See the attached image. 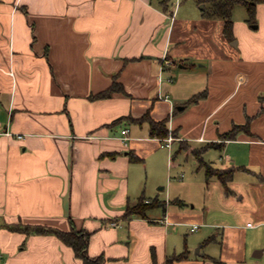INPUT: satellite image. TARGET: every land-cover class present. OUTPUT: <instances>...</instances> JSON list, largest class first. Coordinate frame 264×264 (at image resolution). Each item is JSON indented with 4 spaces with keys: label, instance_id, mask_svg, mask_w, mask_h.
<instances>
[{
    "label": "crops",
    "instance_id": "obj_1",
    "mask_svg": "<svg viewBox=\"0 0 264 264\" xmlns=\"http://www.w3.org/2000/svg\"><path fill=\"white\" fill-rule=\"evenodd\" d=\"M204 5L179 4L172 19L174 0H0V264H83L56 234L13 225L87 229L104 264H153L152 250L159 264L186 250L174 264H264V2L256 22L246 8L234 18L232 41ZM114 82L125 91L91 97ZM146 113L177 134L152 135ZM248 115L252 133L203 154L244 167L231 194L194 154L204 175L180 172L175 142L193 153ZM146 168L168 181L150 196ZM142 194L166 201L163 214L124 217Z\"/></svg>",
    "mask_w": 264,
    "mask_h": 264
},
{
    "label": "trees",
    "instance_id": "obj_2",
    "mask_svg": "<svg viewBox=\"0 0 264 264\" xmlns=\"http://www.w3.org/2000/svg\"><path fill=\"white\" fill-rule=\"evenodd\" d=\"M200 3H204L202 8V15L205 18H218L223 20L224 27L223 33L226 39L232 41L235 39L234 33V10L237 6L242 5L246 8L248 17L247 21L254 23L257 21V5L258 3L264 2V0H198ZM172 0H162L165 8L168 9L171 5ZM115 91H125L122 84L114 82L108 89L103 90L97 94L91 95L93 98L107 97L111 96ZM207 95L206 91H202L194 94L189 100L188 103L198 102L201 98ZM254 116L248 115L247 121L245 123H233L230 130L220 133V141H209L200 147H196L192 150L193 154L198 159L200 166L205 168L206 178L209 181L212 177H217L223 184L226 194H231L233 192L230 183L234 178V175L237 170L243 169V166H231V167H215L210 162L206 161L203 157L204 152L210 147L222 148L227 139H234L238 136L240 132L252 133L251 132V121ZM147 119L151 125V134L158 137H166L170 133L177 134L175 130H170L168 127V118L161 120H155L152 118L149 113H146L143 118ZM188 145V144H187ZM184 145L180 149H186L190 145ZM131 159L138 161L142 157L132 153ZM182 203L181 199L174 200ZM166 201L158 200L157 198L148 199L144 194H142L135 203L128 202L126 205L125 211L123 213L124 217H132L134 215H140L142 217H148L147 212L156 206H162L166 208ZM13 229H20L27 233L36 232V233H54L60 237L66 244L73 247L76 257L80 258L83 264H104L105 257L103 255L91 256L89 254V244L91 232L87 229H77L72 227L70 230L65 231L58 228L45 225H13ZM215 237H209L206 239V242H210ZM188 250L180 253L168 256L164 263L162 264H174L176 260H181L187 257ZM153 264H159L156 256V252L152 250ZM212 263L205 264H225L222 260L218 258H211Z\"/></svg>",
    "mask_w": 264,
    "mask_h": 264
},
{
    "label": "rangeland",
    "instance_id": "obj_3",
    "mask_svg": "<svg viewBox=\"0 0 264 264\" xmlns=\"http://www.w3.org/2000/svg\"><path fill=\"white\" fill-rule=\"evenodd\" d=\"M189 3H190V0H181L180 5H188ZM195 4H197V3H195ZM245 15H246L245 7L242 6V5L237 6L236 9H235V11H234V18H238V19L240 17L243 18V17H246ZM179 148H180V144L178 142H175L174 145H173L172 150L174 151L173 153H174V156H175L174 158H175L176 163H180L181 164V170H180V172L181 173H184L185 174V177L188 174L191 175L193 173V171L196 172V173H200L203 176L204 175V168H200L199 170H197V166H194L195 164L193 163L194 162L193 153H189L188 154L185 150H181L180 151ZM165 150L167 152V151H169V148L168 149L165 148ZM211 150H214V151L219 152L218 149H211ZM146 173L148 174V177H149V180H150L149 183H151V184H149V188L147 189V192H146L147 195H149V196L150 195H154V193H157L158 192V190H159V188L161 186H166L167 185L166 182H168V181H167L166 178H165L166 179L165 180L166 182H164V183L157 182L158 179H159V177L158 178H153V176L150 177V172H149L148 168H146ZM167 173L168 172L166 171V175H168ZM177 179H178V176H177V178H174V180H177ZM169 191H171L172 197H174L173 194L178 192V188L176 186H173L172 188L171 187L169 188ZM187 191L188 190L184 189V195H187ZM164 193H166V191H164ZM200 195L196 196L197 197V200H199V201H197L196 208H198V207L201 206L200 205V199H201L200 198ZM186 197H190V196L187 195ZM186 199H187L185 201L186 204H184L182 207L191 208L193 201L191 202V200H189V198H186ZM201 200H203V199H201ZM152 210L156 211L157 213H159L161 215L163 214V209L162 208H154V209H151V211ZM192 233H194V232H192ZM195 251H196V248H195ZM210 261H211L210 263L213 262L212 259H210Z\"/></svg>",
    "mask_w": 264,
    "mask_h": 264
},
{
    "label": "built area",
    "instance_id": "obj_4",
    "mask_svg": "<svg viewBox=\"0 0 264 264\" xmlns=\"http://www.w3.org/2000/svg\"><path fill=\"white\" fill-rule=\"evenodd\" d=\"M180 2H181V0H174V7H173L172 15H171L172 19L175 17V12H176L175 9L179 6ZM127 132H128V129L123 130V133H127ZM18 136L20 138L23 137V135H21V134H19ZM173 139H174L173 136H169L165 141H163L162 146H166L168 148H171ZM125 142L127 144V141H125ZM113 224L115 225V222H113ZM252 224H253L252 222H248V225H252ZM197 228H198V224H195L191 229L195 230Z\"/></svg>",
    "mask_w": 264,
    "mask_h": 264
}]
</instances>
